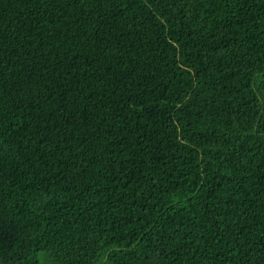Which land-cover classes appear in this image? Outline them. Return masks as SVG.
Returning a JSON list of instances; mask_svg holds the SVG:
<instances>
[{
    "label": "trees",
    "instance_id": "trees-1",
    "mask_svg": "<svg viewBox=\"0 0 264 264\" xmlns=\"http://www.w3.org/2000/svg\"><path fill=\"white\" fill-rule=\"evenodd\" d=\"M0 264H264V0H0Z\"/></svg>",
    "mask_w": 264,
    "mask_h": 264
}]
</instances>
